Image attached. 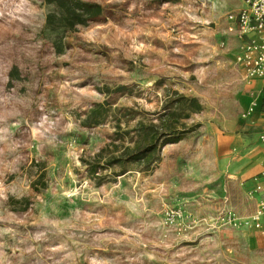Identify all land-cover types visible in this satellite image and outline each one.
<instances>
[{"label":"rangeland","instance_id":"rangeland-1","mask_svg":"<svg viewBox=\"0 0 264 264\" xmlns=\"http://www.w3.org/2000/svg\"><path fill=\"white\" fill-rule=\"evenodd\" d=\"M84 1L101 13L57 52L54 4L0 0V264H264L239 224L264 146L222 53L234 0ZM172 91L201 102L192 130L126 160Z\"/></svg>","mask_w":264,"mask_h":264},{"label":"trees","instance_id":"trees-1","mask_svg":"<svg viewBox=\"0 0 264 264\" xmlns=\"http://www.w3.org/2000/svg\"><path fill=\"white\" fill-rule=\"evenodd\" d=\"M49 4H54L57 11L48 13L45 18V27L59 35V40L53 43L57 52L61 50V38L67 31H75L76 26L84 25L88 20L95 19L101 13L99 4L90 3L84 0H45ZM121 87H116L119 90ZM172 96L168 97L163 105L164 113L159 116V123H150L147 126L138 123L133 130L137 131L140 143H135L129 152V147H124L123 153L126 160L139 161L151 153L157 146L175 143L191 129L186 128L181 120L190 117L192 113H199L202 104L196 97L187 96L177 91H172ZM104 104L94 105L86 114L84 126L92 127L98 125L101 116L105 112ZM167 110V112H166ZM124 160L122 156L114 158V162ZM39 182V178L36 179ZM44 185V184H43Z\"/></svg>","mask_w":264,"mask_h":264},{"label":"built area","instance_id":"built-area-1","mask_svg":"<svg viewBox=\"0 0 264 264\" xmlns=\"http://www.w3.org/2000/svg\"><path fill=\"white\" fill-rule=\"evenodd\" d=\"M238 11L227 15L226 32L245 40L240 43L239 52L234 57L233 66L240 71L241 82L251 84L260 79L264 88V0H240ZM224 42H221V46ZM249 102L241 113L242 118L254 114L259 122L257 141L264 146V90L249 91ZM250 196L257 198L254 210L240 225H248L264 236V169L254 177Z\"/></svg>","mask_w":264,"mask_h":264},{"label":"crops","instance_id":"crops-1","mask_svg":"<svg viewBox=\"0 0 264 264\" xmlns=\"http://www.w3.org/2000/svg\"><path fill=\"white\" fill-rule=\"evenodd\" d=\"M233 6L234 7H236V11H238V9H240L241 8V6H242V2L240 1V0H234L233 1ZM235 11V12H236ZM224 22H226L227 24H228V21L226 20V21H224ZM228 37L226 38V40H227V43H229V45H228V49L226 50L227 51V53H224V52H222L225 56L226 55H228L229 56V54H232V53H234V57H235V55L239 52V48H240V43L242 42V41H244L245 40V37L244 38H242V39H238L237 37H235V36H233V35H227ZM233 63H234V59H233ZM232 63V64H233ZM231 71V73L233 74H235V75H233L236 79H237V83L239 82V85H241L242 86V90H243V94H244V97H245V105L247 106V104H248V102H249V91H251V90H253V91H255V92H261V91H263L264 90V88H262V84H261V80L260 79H254L252 82H251V84H249V85H245V84H243L242 82H241V79H240V76H241V74H240V71H238V70H236L235 68H234V66L230 69ZM185 95V94H184ZM200 102V101H199ZM201 103V102H200ZM192 114H196V113H192ZM191 114V115H192ZM254 117H255V115H254ZM255 121H256V118H255ZM257 122V124H258V127L260 126V124H259V122L258 121H256ZM259 130V129H258ZM256 140H257V136H256ZM262 149H263V152H264V147H262ZM258 169H260L257 173H256V175L260 172V171H262V169H264V166H262V167H259V168H256L255 170H258ZM255 175V176H256ZM253 182H254V180H253ZM256 200H257V198H255V202H256ZM254 210V209H253ZM262 225H263V227H264V222L262 223Z\"/></svg>","mask_w":264,"mask_h":264}]
</instances>
